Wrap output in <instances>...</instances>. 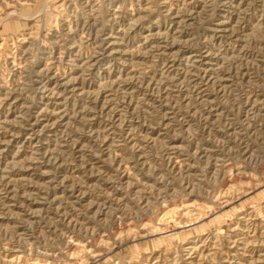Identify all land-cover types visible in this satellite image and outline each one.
Segmentation results:
<instances>
[{
    "label": "rangeland",
    "instance_id": "1",
    "mask_svg": "<svg viewBox=\"0 0 264 264\" xmlns=\"http://www.w3.org/2000/svg\"><path fill=\"white\" fill-rule=\"evenodd\" d=\"M0 264H264V0H0Z\"/></svg>",
    "mask_w": 264,
    "mask_h": 264
}]
</instances>
